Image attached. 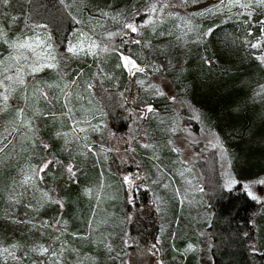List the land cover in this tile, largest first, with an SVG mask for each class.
<instances>
[{"label": "trees", "instance_id": "trees-1", "mask_svg": "<svg viewBox=\"0 0 264 264\" xmlns=\"http://www.w3.org/2000/svg\"><path fill=\"white\" fill-rule=\"evenodd\" d=\"M78 1L80 13L87 20L100 8L120 12L118 26L102 34L110 64L104 68L98 65V58L74 59L66 79L51 71L31 85H19L14 90L11 105L0 114L1 127L9 130L19 118L24 124L8 132L0 146V237L6 234L8 242L12 240L8 234L11 223L5 212L17 175L45 147L51 159L63 165L74 163L80 168L77 181H64L59 187V199L63 203L61 222L65 224L62 236L66 245L86 257L87 264H121L116 258L106 257V236L112 228L118 231L121 217L130 215L126 217L129 237L145 246L153 244L160 229L157 218L154 212L150 215L139 213V208L148 205L151 193L146 186L139 185L133 203L128 204L126 188L120 178L105 167L84 164L80 154L83 143L69 137L77 124L92 127L105 122L116 134L127 132L131 122L127 103L140 99L135 82L137 74L156 78L149 70L148 61L154 48L148 40L155 32L157 37L164 36L174 24L169 19L157 20L154 0ZM205 1L211 2L210 5L195 11L189 9L188 22L197 37L194 42L187 40L182 45L187 48L183 66L175 65L165 73L160 71L171 82L183 109L176 112L168 97L160 104L170 105L178 119L191 128L196 126L191 118L195 115L200 123H206L212 132L222 137L236 165L247 159L253 174H262L264 148L260 152L254 147L248 149L251 143L245 138L248 134L264 132V105L255 99L259 86L264 83V65L259 58L264 53V6L257 5L255 0L179 2L188 10ZM242 4H249V7H241ZM197 13L200 14L195 15ZM25 21L31 26L45 27L56 50L61 52L66 51L78 29L77 20L63 0H27ZM126 24L136 26L137 32H131ZM12 36L11 32L4 33L0 28V63L9 56L6 41L12 42ZM122 54L131 56L138 65L147 61L148 65L142 66L144 72L132 75L121 61ZM116 78L119 79L118 89H107V81ZM44 88L52 90L51 103L40 95ZM18 109H23L20 117ZM228 123L232 126L230 132L223 127ZM142 160L149 161L144 157ZM201 167V190L211 212L207 230L212 240L213 263L264 264V245L259 242L258 225L263 203L253 199L240 181L226 188L216 158L206 157ZM20 242L22 264H41L34 263L29 255L26 237L21 236ZM177 248L185 250L183 246L177 245ZM185 251L188 257L179 256L181 264H196L199 249ZM53 259L56 258H47L44 264H54L50 261Z\"/></svg>", "mask_w": 264, "mask_h": 264}, {"label": "rangeland", "instance_id": "rangeland-1", "mask_svg": "<svg viewBox=\"0 0 264 264\" xmlns=\"http://www.w3.org/2000/svg\"><path fill=\"white\" fill-rule=\"evenodd\" d=\"M26 1L9 0L4 4L0 0V28L4 33L9 31L13 34V41H6L10 49L9 56L0 63V114L11 105V97L17 86H29L51 71L66 79L74 59L98 58V65L106 68L110 64V58L107 56L102 34L118 26L121 21L119 11L111 12L104 8L95 10L92 19L87 20L80 13L78 0H63L77 20L78 29L66 51L61 52L56 50L45 27L26 23ZM179 1L154 0L156 6L153 9L157 20H172L174 27L169 32H164L162 37H157L155 32L148 40L154 48L148 61L149 70L152 77L156 78L149 79L137 74L135 82L139 87L140 99L138 102L129 100L127 103L131 116L127 132L116 134L105 122L92 127L77 124L73 126L69 137L70 140L77 138L83 143L84 149L80 154L84 164L105 167L120 178L126 188L128 204L133 203L139 185L146 186L151 193L148 205L139 208V213L150 215L154 212L157 218L160 229L153 244L145 246L129 237L126 217L129 218L130 215L120 218L118 231L115 232L112 228L107 233L104 244L106 257L116 258L121 264H181L179 256L187 258L185 250L193 251L196 248L199 249L196 264H214L211 255L212 240L207 230L211 212L201 190V164L206 157L216 158L226 188H232L240 181L244 187L248 186L245 188L247 192L250 191L264 206V183H260L264 181V173L253 174L247 159L236 165L232 152L222 137L212 132L206 123H200L195 115L191 118L194 121L192 124L196 126L191 128L190 125L183 124L182 119H178L170 105L160 104L169 98L176 112L183 109L171 82L160 71L165 73L175 65L183 66L187 48L182 45L187 40L194 42L197 37L196 31L188 22V17L191 16L189 9L199 10L211 3H196L187 10ZM105 12L108 15H103ZM29 44L32 48L27 47ZM69 48L76 51L70 52ZM48 54L54 56L55 60L47 59ZM122 57L132 60L131 56L122 54L124 66ZM259 58L264 65V53ZM49 62H54L56 67L44 68L35 74L31 72L34 64ZM145 63L147 61L143 60L141 65L135 64L138 68H143ZM126 68L132 75L141 73L137 68ZM21 79L23 83H20ZM118 80L107 81V89L117 90ZM42 92L47 93L48 98H43L51 103L52 90L44 88ZM4 96L8 97L6 102ZM255 99L264 105V83L259 86ZM148 107L154 111L149 112ZM150 123H153V127ZM20 124H24L21 118L19 122L11 124V129L2 130L0 123V146L8 132L17 129ZM223 127L228 132L232 130L231 123ZM35 135L39 140L37 132ZM245 139L251 144L249 148L244 146V149L254 147L260 152L264 148V132L248 134ZM212 150L215 152L211 153ZM46 152L43 147L42 152L20 171L11 187L9 207L5 215L11 223L8 234L12 236V240L8 242L6 234L0 237V264H22L23 257L19 250L21 236L26 237L29 242V255L34 263L44 264L50 257L56 258L50 260L54 264L89 263L86 257L70 249L62 236L65 224L61 222L63 203L59 199V187L64 181H77L80 168L74 163L63 165L56 159H51ZM142 157L149 161L144 162ZM48 161L53 163L44 171H39ZM69 167L73 170L71 173L67 170ZM209 171L212 173L211 168ZM46 185L49 189L45 188ZM263 224L264 209L258 218L261 245H264ZM177 245L185 247V250H179ZM44 248L48 251L43 252Z\"/></svg>", "mask_w": 264, "mask_h": 264}, {"label": "snow or ice", "instance_id": "snow-or-ice-1", "mask_svg": "<svg viewBox=\"0 0 264 264\" xmlns=\"http://www.w3.org/2000/svg\"><path fill=\"white\" fill-rule=\"evenodd\" d=\"M9 2V0H3V3L4 4H7ZM236 2L238 3L239 2V0H236ZM255 3L257 4V5H260V6H264V0H255ZM218 7V6H217ZM241 7H249V4H242L241 5ZM153 10H155V9H153ZM207 11H212L211 9H208ZM200 13H197V14H195V15H199ZM103 15H108V13H103ZM13 19H15V17H13ZM128 29H130L131 30V32H133V33H135V32H137V27L136 26H134L133 24H126L125 25ZM137 43H139V41H136ZM25 45H20V47H24ZM94 46V45H93ZM258 45H253V47H257ZM27 47H29V48H32V45H27ZM70 52H75L76 50L74 49V48H69L68 49ZM33 51H35V49H33ZM47 59H49V60H51V61H54L55 60V57L54 56H51L50 54H48V56H47ZM122 60L124 61V63H125V67H131V68H137V70L138 71H144V69L143 68H138V66L135 64V62L133 61V60H131L129 57H122ZM56 67V64L54 63V62H49V63H36V64H34L33 66H32V68H31V72L33 73V74H35V73H37V72H40V71H42L44 68H55ZM20 83H23V80L21 79L20 80ZM48 87L50 88V87H52V85H48ZM40 95L41 96H43L45 99H47L48 98V95H47V93L46 92H42V93H40ZM66 96H67V93L65 94ZM3 99H4V101L6 102L7 101V99H8V97L7 96H4L3 97ZM149 112H151V111H154L151 107H148V109H147ZM17 114H18V116H22L23 115V109H18L17 110ZM51 163H53V161H48V162H46L40 169H39V171H44L45 169H47L48 168V166H49V164H51ZM70 173L73 171L72 170V168L71 167H69L68 169H67ZM30 179V178H29ZM125 179L127 180L128 178L127 177H125ZM25 182H27V181H25ZM233 183H235V181H233ZM260 183H264V181H260ZM247 185H245V188L247 189ZM249 195L250 196H252L253 197V199H257V197H255L250 191H249ZM153 247H155V245L153 246ZM189 247H191V246H189ZM48 251V249L47 248H44L43 249V252H47Z\"/></svg>", "mask_w": 264, "mask_h": 264}]
</instances>
